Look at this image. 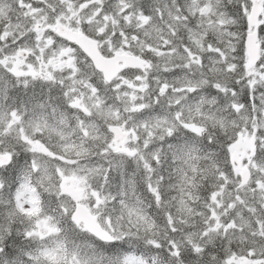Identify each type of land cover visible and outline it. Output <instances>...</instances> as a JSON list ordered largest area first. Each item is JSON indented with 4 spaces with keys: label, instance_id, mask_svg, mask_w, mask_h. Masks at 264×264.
Segmentation results:
<instances>
[{
    "label": "snow or ice",
    "instance_id": "snow-or-ice-1",
    "mask_svg": "<svg viewBox=\"0 0 264 264\" xmlns=\"http://www.w3.org/2000/svg\"><path fill=\"white\" fill-rule=\"evenodd\" d=\"M0 264H264V0H0Z\"/></svg>",
    "mask_w": 264,
    "mask_h": 264
}]
</instances>
